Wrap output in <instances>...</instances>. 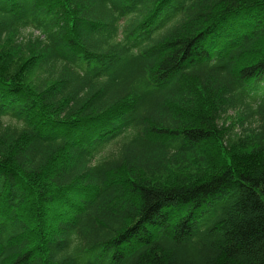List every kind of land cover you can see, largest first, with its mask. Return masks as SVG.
I'll return each mask as SVG.
<instances>
[{
	"label": "trees",
	"instance_id": "1",
	"mask_svg": "<svg viewBox=\"0 0 264 264\" xmlns=\"http://www.w3.org/2000/svg\"><path fill=\"white\" fill-rule=\"evenodd\" d=\"M0 264H264V0H0Z\"/></svg>",
	"mask_w": 264,
	"mask_h": 264
},
{
	"label": "rangeland",
	"instance_id": "2",
	"mask_svg": "<svg viewBox=\"0 0 264 264\" xmlns=\"http://www.w3.org/2000/svg\"><path fill=\"white\" fill-rule=\"evenodd\" d=\"M29 33H30V30H29V29L23 31V34H24L25 36L29 35ZM34 34H35V35H38V34H39V31H38V30H35V31H34ZM15 67H17V65H13V68H15ZM13 68H12V69H13ZM35 76H36V72H32V73H30V77H35ZM229 124H230V120H228V124H227V126H228ZM238 130H239V128L236 127V128L234 129V132H238Z\"/></svg>",
	"mask_w": 264,
	"mask_h": 264
}]
</instances>
